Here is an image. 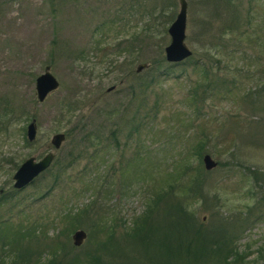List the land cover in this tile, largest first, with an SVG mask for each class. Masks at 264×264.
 I'll use <instances>...</instances> for the list:
<instances>
[{"label": "rangeland", "instance_id": "rangeland-1", "mask_svg": "<svg viewBox=\"0 0 264 264\" xmlns=\"http://www.w3.org/2000/svg\"><path fill=\"white\" fill-rule=\"evenodd\" d=\"M212 1L186 0L184 42L192 52L191 60L207 64L209 74L234 77L235 86L226 82L229 92L224 86L219 88L200 108L198 120L204 121L210 137L202 154L208 153L216 166L205 170L202 154L200 165L205 186L219 198L217 212L234 222L243 219L241 227L233 231L237 234L235 249L241 255L240 264H254L264 260V177L254 183L248 172L256 169L264 173V122L256 120L254 111L242 104L238 95L253 88V78L264 69V27L256 31L255 26L249 29L241 22L250 6L251 25L264 24V0H226L223 6ZM177 9V0H0V112L4 108L15 112L7 131L0 130V199L10 196L0 202L1 221L13 229L19 224L23 228L40 225L41 231L36 229L35 233L40 236L41 232L42 243L50 245L65 240L59 230L65 225L62 213L68 209H91L89 219L99 216L105 224L115 222L119 225L117 235L122 234L121 223L125 222V227L141 213L146 193L165 179L171 163L169 155L174 150H169L172 143L166 142V131L177 127L172 123V109L184 117L191 116L184 97L200 78L199 69L188 58L172 66L167 77H156L146 91L138 93L141 88L137 84L145 81L152 69L156 74L162 71L163 63L160 68L151 61L164 62L163 47L169 42L166 28ZM234 14L238 15L239 26L220 36L224 23ZM242 29L246 30L245 37L238 35ZM247 32H251L250 38H246ZM217 46L238 48L231 58L227 57V72H218L215 61L208 62L226 58L219 54L207 57V51ZM138 63H148L151 68L135 72ZM45 65L58 86L37 101L34 79ZM138 74L140 79L136 78ZM108 87L112 89L107 91ZM156 102L159 111L153 119L149 111ZM32 118L36 135L26 145L25 127ZM180 128L178 134L184 129ZM55 132H63L64 140L54 150L49 139ZM85 133L100 137L96 160L90 163L86 156L93 149L80 142ZM83 146L85 158L65 172L70 178L45 192L52 181L50 173L65 163L71 149ZM137 148L149 149V156L147 153V162L133 174L125 161ZM47 151L55 152L49 168L23 188H13L11 175L18 165L26 157L37 159ZM191 161L195 163L196 158ZM121 166L125 168L123 173ZM93 175L112 176L113 191L104 195L93 186L84 189L83 183ZM127 182L129 188L121 187ZM98 184L103 186L102 181ZM211 214L210 210L199 209L196 218L209 226L214 219ZM88 227L77 226L68 233L72 252L92 245ZM78 228L86 237L79 246H73L70 235Z\"/></svg>", "mask_w": 264, "mask_h": 264}, {"label": "trees", "instance_id": "trees-1", "mask_svg": "<svg viewBox=\"0 0 264 264\" xmlns=\"http://www.w3.org/2000/svg\"><path fill=\"white\" fill-rule=\"evenodd\" d=\"M216 1L219 6H223L226 2V0ZM212 3L215 4V1L213 0ZM169 6L172 7V4L170 3ZM161 7L163 8L164 5ZM251 12V7L248 6L244 19L241 21L242 24L249 29L251 26H255L256 31L259 28H263L264 24H262V21L261 25H255V23L251 25L253 18ZM233 16L235 17L233 18ZM233 16L224 23L220 36L234 31L233 27L238 24L236 22L238 15L234 14ZM100 26H96L94 30H99ZM244 33H246V30L242 29L238 35L243 34L244 36ZM247 33L246 38H250L251 32ZM216 48L217 51L215 49L214 51L208 50L206 53L207 57L219 54L218 56L222 55L223 58H226L223 60H221L222 57L212 58L208 62L215 61V69L218 72H227V57L231 58L238 48L235 47V49L231 48L229 50L222 46H217ZM188 58L184 60L189 61ZM183 61L178 63H168L165 60L163 62V59L151 61V65L158 63L157 67L160 68V63H163L162 71H157L158 73L156 74L155 70L152 69L153 73L148 77L146 76L145 81L143 79L137 84V88H141L138 93L143 90L146 91L156 77L161 75L167 77L172 66L181 64ZM190 61L191 65L200 71L199 80L189 86L184 97V103L186 102V106L191 109V116L184 117L179 110L172 109V123L173 125L176 124L177 127L173 128V131L167 130L168 134H165L166 142L172 143L169 146V150H174L169 155L171 163L167 167L168 171L165 174V179H162V182L160 180V184H157L156 188L146 193L141 213L131 218L125 227H123L125 222L121 223L120 231L122 234H116V226L119 225L111 220L105 224L104 220L101 221L102 218L97 216L98 214L96 215L98 218L89 219L91 209L87 208L63 211L62 216L65 220V225L59 230V234L63 235L65 240L53 241L50 245L42 243L41 232L40 236L36 235V229L41 231L40 225L37 228L32 226L23 228L19 224L13 229L8 223L0 220V264H240L242 262L241 255L235 249L237 234L233 233V231L235 232L236 226L237 229L241 227L243 219L241 218L234 222L232 219L223 218L215 209L219 198L216 194H211L205 186L204 172L200 165L203 147L207 144L210 137L209 133L206 132L207 130L205 131L207 128L204 127V121L200 122L198 120L199 112L201 114L200 108L204 106L206 100L219 88L223 89V86L225 92L228 93L229 88H226L225 83L230 82L231 85L235 86L234 77L226 78V76L222 77V75L220 77L209 74L207 64L200 65L196 60L190 59ZM151 65L146 69L147 71L150 70ZM245 76H247V79L251 77L250 75ZM140 77V74L136 75L137 79H140ZM253 79L256 80L255 86L248 89L249 91H241L238 99L242 104L247 105L250 110L254 111L253 116L256 120L263 123L264 69H260L259 74ZM130 89H133L132 85ZM158 109L159 105L156 102L149 111L153 119L159 111ZM14 114L15 112L7 108L1 110L0 130L7 131L12 123ZM180 127H184V129L182 133L178 134L181 131ZM131 129L133 130L134 126H131ZM128 134L130 135L129 131ZM98 139L100 137L94 134L88 135L85 133L81 136L80 142L88 143V146L93 149L86 156L89 158V163L90 160H96V147L101 144L97 143ZM28 142L25 141V144L27 145ZM257 143L259 142L257 141ZM114 144L117 145L115 139ZM177 145L180 146L178 150H176ZM84 148L86 147L83 146L81 149H75V151L71 149L67 153L65 163L63 165L58 164L57 168L50 173L52 174V181L45 192H48L53 187L62 186L64 178H70V175L65 174V172L67 170L70 171L79 162L80 158L84 157ZM232 148L235 149L236 145H232ZM140 150V148H137L133 153L134 155L125 161L126 167L133 168V174L138 171L136 169L141 167L142 162H147V160L145 162L147 153L149 156V149L141 150L143 153ZM193 158H196L195 163L191 161ZM149 165L150 167L156 166ZM111 168L113 172L114 168ZM120 168L123 173L125 168L123 169L122 166ZM248 176L256 183L262 181L264 173L252 169L248 172ZM100 181H102L103 186L98 184ZM129 183H122L121 187L129 188ZM114 184L112 176L101 178L93 175L83 183V186H85L84 189L93 186L102 190L101 192L106 195L113 191ZM80 190H83V188L80 187ZM9 197H1L0 202L5 201ZM99 199L98 202L100 203ZM261 200L262 198H258V201ZM95 202L96 200L92 204H95ZM101 205L102 203H100ZM199 209L212 212L211 215L214 219H211L209 226L197 220L196 211ZM82 225L88 227V234L93 243L82 251L72 252V246L68 244V233L73 228ZM43 245H47L46 248ZM261 254L260 252L259 255ZM228 258H231V260L229 261Z\"/></svg>", "mask_w": 264, "mask_h": 264}, {"label": "water", "instance_id": "water-1", "mask_svg": "<svg viewBox=\"0 0 264 264\" xmlns=\"http://www.w3.org/2000/svg\"><path fill=\"white\" fill-rule=\"evenodd\" d=\"M178 9L166 28L169 35V42L163 47L164 60L168 63H178L191 56V50L184 42L185 37V19H186V0H177ZM148 63L136 64L134 71L139 72L148 67ZM58 86L56 78L49 71V66L45 65L43 71L39 73L34 79V91L37 101H42L45 96L55 90ZM108 87L106 90H111ZM36 135V124L32 118L25 127V138L32 142ZM64 140L63 132H55L49 139L50 145L53 149H57ZM55 157L54 151H47L39 158L34 156L26 157L15 169L11 175L12 187L15 189L23 188L28 185L36 176L49 168ZM202 166L205 170H210L216 166L214 161L208 153H203L201 156ZM86 237L83 229H75L71 235V243L74 246H79ZM264 264V260L259 263Z\"/></svg>", "mask_w": 264, "mask_h": 264}]
</instances>
